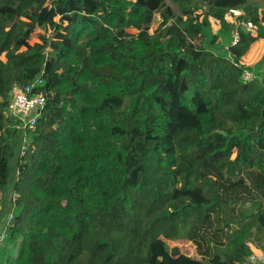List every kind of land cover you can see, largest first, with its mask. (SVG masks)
Here are the masks:
<instances>
[{"label":"trees","instance_id":"16d2710c","mask_svg":"<svg viewBox=\"0 0 264 264\" xmlns=\"http://www.w3.org/2000/svg\"><path fill=\"white\" fill-rule=\"evenodd\" d=\"M246 2L0 0V212L19 195V246L0 264H247L264 251V57L241 65L264 11ZM243 8L255 34L241 27L215 52L211 21L226 32ZM39 78L47 102L25 133L10 94Z\"/></svg>","mask_w":264,"mask_h":264},{"label":"rangeland","instance_id":"374dc122","mask_svg":"<svg viewBox=\"0 0 264 264\" xmlns=\"http://www.w3.org/2000/svg\"><path fill=\"white\" fill-rule=\"evenodd\" d=\"M248 5H253L259 8L261 12L264 11V0H247L246 6ZM245 6V7H246ZM241 12H244V8L240 10ZM212 27L211 29L207 32V35L209 36L208 42H212L214 36H217V41L215 42V46L211 45L210 48L215 50V52L218 53H224L228 52L230 47L234 44H236V38L239 36L238 34V29L243 27L245 30H252L253 34H255V29L253 27H250L248 25H243L239 20H234L233 18H229V23L234 24V28L230 29L226 32H221V24L216 21L212 20ZM157 26V24H155ZM132 33H136L135 31H131ZM48 33H51V31L48 30ZM209 33V34H208ZM47 34V30L42 27L38 28L37 32L35 34V40H39L40 35H45ZM33 40L31 44L35 42ZM264 57V40H259L255 42L253 47L251 48L250 52L243 58L241 65H244L246 67H253L257 62H259L262 58ZM258 86L256 85V90H258ZM11 176L9 178V182H13V166L11 165V170H10ZM13 194L12 190H9L7 195H6V202L4 203L3 210L0 212V233L4 230L2 229L3 226L7 223V219L9 218L10 214L12 213V201H11V196ZM238 207L240 209H247L251 208L249 205H243V204H238ZM15 211V210H14ZM10 236V233L8 232V238ZM18 245V241L12 240L7 241L0 245V253L2 250H6L8 252L16 251ZM185 253H188L190 256L195 257V252L194 248L190 245L187 246L185 245L183 248ZM264 254V251H261L255 246H252V255H261ZM250 259V257H249ZM248 259V260H249Z\"/></svg>","mask_w":264,"mask_h":264},{"label":"built area","instance_id":"2783aa9c","mask_svg":"<svg viewBox=\"0 0 264 264\" xmlns=\"http://www.w3.org/2000/svg\"><path fill=\"white\" fill-rule=\"evenodd\" d=\"M242 15L243 12L240 10H230V16L234 20H237ZM238 40L239 36L236 38V43ZM243 78L245 81H250L253 79V73L245 71L243 73ZM43 85V80L39 78L25 88L15 87L10 94L6 113L18 122L19 128L23 129L25 133H27L26 131L28 130H34L36 128L37 122L44 111L47 98L38 92V89ZM18 198L19 195L16 193H13L11 196L13 210L7 219V223L3 228L4 230L0 233V245L5 243L8 239V229L12 226L14 210ZM247 264H264V254L252 255L250 259L247 260Z\"/></svg>","mask_w":264,"mask_h":264},{"label":"water","instance_id":"95a60500","mask_svg":"<svg viewBox=\"0 0 264 264\" xmlns=\"http://www.w3.org/2000/svg\"><path fill=\"white\" fill-rule=\"evenodd\" d=\"M221 135L226 136L225 132H219Z\"/></svg>","mask_w":264,"mask_h":264},{"label":"crops","instance_id":"0c3cea01","mask_svg":"<svg viewBox=\"0 0 264 264\" xmlns=\"http://www.w3.org/2000/svg\"><path fill=\"white\" fill-rule=\"evenodd\" d=\"M249 72H251V71H249Z\"/></svg>","mask_w":264,"mask_h":264}]
</instances>
